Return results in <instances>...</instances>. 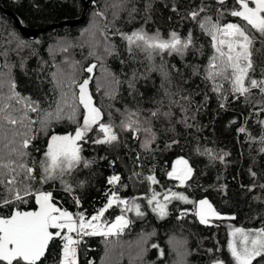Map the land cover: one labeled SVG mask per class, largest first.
<instances>
[{"label": "trees", "instance_id": "obj_1", "mask_svg": "<svg viewBox=\"0 0 264 264\" xmlns=\"http://www.w3.org/2000/svg\"><path fill=\"white\" fill-rule=\"evenodd\" d=\"M121 3L122 0H91L84 19L77 24H62L26 36L1 7L13 11L24 26L41 28L79 17L82 1L0 0V93L8 94L10 83H14L15 91L22 97L39 102L41 110L52 111L61 92L67 93L70 104H78L79 89L71 82L75 80L78 85L91 77L88 91L105 123L111 121L118 126L126 109L139 110L141 119L150 117L157 108L171 112L170 117L152 119L155 140L148 149L141 147L143 133L137 139L117 127L118 141L109 145L92 143L102 133L89 132L87 142L81 143L82 156L91 161L90 165H81L65 177L72 191H65L59 180L35 187L51 191L58 206L73 214L83 212L86 218L103 208L113 191L140 205L142 216L135 209L122 211L124 205L108 208L102 222L110 223L116 216L125 215L129 225L116 236H83L77 247L78 264H209L214 260L234 264L228 249L233 239L229 235L231 229L264 228V94L255 88L247 98L234 96L224 81H217L223 84L222 92L217 93L212 90V82L204 79L205 68L214 54L211 39L195 21L182 17L207 5L201 17L209 15L215 20L216 8L220 7L216 0H127L123 10L114 7ZM147 4L151 5L149 11L145 10ZM225 7L231 10L238 5L235 0H226ZM114 11L119 13L116 19ZM220 22L244 24L241 18L228 13ZM141 28L149 34L159 30L165 39L172 31L185 37L191 30L195 49L183 57L154 54L149 59L141 51L132 55L127 41L118 33L130 34ZM106 45L114 48L111 55L105 52ZM65 47L67 51H63ZM255 49V71L251 75L260 80L264 79V45L259 39ZM92 64L96 65L92 73L84 71ZM153 66L155 69L150 70ZM192 66L198 69V75L193 74ZM162 72H167L169 78L165 79ZM134 73L133 90L128 81ZM113 78L120 83H113ZM181 96L191 100L190 106L185 105L189 107L187 123L179 105L170 107V99L179 100ZM12 103L16 108L22 107ZM82 113L79 106L76 119L81 123ZM28 115L39 121L44 111ZM76 126L64 119L53 122L45 134L36 131L40 128L38 122L34 124L36 138L28 149L31 158L37 162L41 159L49 135L74 132ZM241 128L245 131L240 132ZM178 155L186 157L193 169L184 185L167 176ZM114 175L120 176V181L110 185L108 179ZM149 175L158 182H149ZM169 190L182 193L192 202L207 197L221 218L212 217L209 223L202 224L194 214V203L163 200ZM153 191L161 193L158 199L167 205L163 217L152 210L154 204H148ZM20 207L29 210L34 202ZM9 212V208L0 209V215ZM154 244L157 247H152ZM60 246L58 238L50 242L43 264H57ZM253 264H264V259L257 257Z\"/></svg>", "mask_w": 264, "mask_h": 264}, {"label": "snow or ice", "instance_id": "obj_2", "mask_svg": "<svg viewBox=\"0 0 264 264\" xmlns=\"http://www.w3.org/2000/svg\"><path fill=\"white\" fill-rule=\"evenodd\" d=\"M127 0H122L120 5L114 7L123 10ZM220 7L216 8V19L209 15L201 17L205 12L207 5L187 13V17L195 21L201 31L210 37L214 54L209 58L208 65L205 68L204 79L212 82V90L221 93L224 81L229 83L231 93L234 96H247L251 89L259 88L264 94V79L257 80L251 75L255 71L253 54L255 42L257 39L264 45V0H235V5L231 10L225 7L226 0H216ZM250 5H254L250 6ZM150 4L146 5L145 10L149 11ZM173 11L176 8L173 7ZM135 11V9H132ZM225 13L232 17H239L244 24L224 23L221 17ZM131 15V13H129ZM101 15V13H96ZM119 13L113 12V19L118 18ZM108 25H105L107 28ZM255 33V34H253ZM121 38L127 41L128 51L134 55L136 51L146 53L151 59L154 54L169 56H185L189 51L195 49L193 34L191 30L187 36L182 37L176 31L169 33L168 38L161 36L159 30L149 34L143 28L128 33H118ZM22 45H18L21 47ZM198 51V49H196ZM63 51H67L65 47ZM114 48L111 45L105 46V52L112 54ZM90 53V55H93ZM96 67L95 64L88 66L84 71L92 73ZM193 67V74L198 75V69ZM155 66H153L154 70ZM165 79H168V73L162 72ZM84 79L78 85L75 80L72 84L79 89L78 104L69 103L67 93L61 92V98L56 103V108L52 111L41 110L39 102L32 101L30 98L22 97L15 91V84L10 83L8 94L0 93V209L9 208L7 215H0V264H43V259L49 249L50 242L55 239L61 241L60 253L57 264H78L77 247L83 236L102 235L104 237L116 236L123 232L130 221L125 215H118L111 223H101V217L108 208L114 204L124 205V210L131 211L135 209L138 216L143 212L140 205L135 200L128 201L120 198L115 191L108 196L107 204L99 209L96 214L86 218L83 212L73 214L63 209L55 202L53 193L41 188L35 187L49 184L50 181L59 180L65 191L71 192L70 184L65 180L77 171L81 165L88 167L91 161L82 156V143L89 139L88 133L96 130L102 133V137L92 140L94 144H113L118 141L117 127L121 131L131 132L134 138H139L144 134V140L141 147L148 149L151 142L155 140V133L152 131V119L163 115L170 117L171 112H161L160 108L151 111L150 117L141 119L139 110L132 111L126 109L122 113L123 119L117 126L113 122H103L101 109L94 106L92 96L89 94V80ZM113 83L118 85L120 82L113 78ZM170 83V80H169ZM69 87L71 85H68ZM130 89L135 88V73L133 78L128 81ZM3 83H0V88ZM166 95H170L166 92ZM175 95V94H171ZM15 104H22L21 108H16ZM191 104L188 96H181L179 100L170 99L171 105H179L181 111L185 113L187 123V114ZM82 106V123L76 119L77 108ZM224 107V104H221ZM44 111L43 117L39 121L32 120L29 112L39 113ZM20 115L16 116L15 113ZM194 119V117H192ZM67 119L77 126L74 132H68L63 135L51 134L48 136L47 144L42 152L41 159L37 162L31 158L28 151L32 141L36 138L33 125L37 122L40 128L36 131H42L47 134L53 122H60ZM264 124V121H261ZM11 125L12 127H7ZM244 132L245 129H239ZM264 139V137H262ZM175 143V141H173ZM264 150V149H262ZM39 152L40 150L37 149ZM210 151V150H208ZM139 158V157H137ZM31 159V163H29ZM222 159V157H221ZM193 169L188 161L183 157L176 159L171 171L167 173L170 179L184 185L192 176ZM138 175V174H137ZM147 180L153 184L157 183L154 175H149ZM120 181V176L109 177L108 183L114 185ZM161 193L153 191L148 199V204H154L152 210L161 217L166 215V203L161 202L158 197ZM178 199L186 203H194L195 215L199 217L202 224L209 223L210 217L220 219V215L213 208L207 199L198 202H192L182 193L169 192L163 194V200ZM30 201L34 202V207L29 210H22L20 205H27ZM77 205L80 201L77 199ZM186 213H182L185 215ZM229 235L233 237L228 243L234 264H253V261L260 257L264 259V228L245 230L242 228L231 229ZM238 240V243H237ZM157 247V245H152ZM162 254V253H161ZM214 264H224L221 260L214 261Z\"/></svg>", "mask_w": 264, "mask_h": 264}, {"label": "water", "instance_id": "obj_3", "mask_svg": "<svg viewBox=\"0 0 264 264\" xmlns=\"http://www.w3.org/2000/svg\"><path fill=\"white\" fill-rule=\"evenodd\" d=\"M81 1L83 3V10H82L79 17L62 19L58 22L49 23V24H47L41 28H38V27L29 28L27 26H24L23 24L20 23L18 17L15 15V13L13 11L6 9V8H3V7H1V8L5 13H8L13 18L15 25L17 26V28H19L21 30V32L24 35L35 36L39 31H42V30H46V29H49L52 27H56V26H59L62 24L74 25V24H77L78 22L82 21L84 19V16H85V10H86L87 6L89 5V3L91 2V0H81ZM214 261H216V260H214ZM214 261L210 262L209 264H214Z\"/></svg>", "mask_w": 264, "mask_h": 264}, {"label": "rangeland", "instance_id": "obj_4", "mask_svg": "<svg viewBox=\"0 0 264 264\" xmlns=\"http://www.w3.org/2000/svg\"><path fill=\"white\" fill-rule=\"evenodd\" d=\"M251 6V5H250ZM59 135H63V134H59ZM180 157H183L184 159H186L187 161H188V159L186 158V157H184L183 155H178V156H176V157H174L173 158V160H172V164H173V162L176 160V159H178V158H180ZM188 163H189V161H188ZM189 165H190V163H189ZM191 167V166H190ZM170 171H171V169H170ZM202 199H207L210 203H211V201L207 198V197H202V198H200V199H198L196 202H198V201H200V200H202ZM211 205L213 206V208L215 209V207H214V205L211 203ZM216 210V209H215ZM216 212L221 216L222 214L219 212V211H217L216 210ZM127 218V217H126ZM210 218H212V217H210ZM209 218V219H210ZM198 219H199V217H198ZM115 220V219H114ZM113 220V221H114ZM113 221H111V222H113ZM110 222V223H111ZM101 223H104V222H102L101 221Z\"/></svg>", "mask_w": 264, "mask_h": 264}]
</instances>
